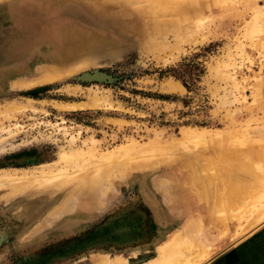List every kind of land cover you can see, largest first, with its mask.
I'll list each match as a JSON object with an SVG mask.
<instances>
[{"label":"rangeland","instance_id":"obj_1","mask_svg":"<svg viewBox=\"0 0 264 264\" xmlns=\"http://www.w3.org/2000/svg\"><path fill=\"white\" fill-rule=\"evenodd\" d=\"M35 2L47 25L116 42L37 39L0 64V264H264V220L234 230L264 205V0ZM21 3L0 0V33ZM253 175L222 241L206 192Z\"/></svg>","mask_w":264,"mask_h":264},{"label":"bare ground","instance_id":"obj_2","mask_svg":"<svg viewBox=\"0 0 264 264\" xmlns=\"http://www.w3.org/2000/svg\"><path fill=\"white\" fill-rule=\"evenodd\" d=\"M35 1H40L41 5L44 8H48V7L50 8L51 6H55L59 10V15L62 11L69 10L68 8L65 7V6H67V4H65L67 2L63 3V0H23V3H21V4L12 5L11 8H13L14 10L10 11L11 12L10 27L8 29H6L5 31H2L0 33V34H2V35H0V64L2 62H4L5 60H8L10 58H14L17 55H19V53L21 51H23L27 45H29L33 41H36L37 39H51L52 38L61 47L64 46L65 42H69V43L71 42L73 45H75V48L78 51H91V49H93V47H95V46L100 47L104 44H111L112 45L113 43L116 42L115 34H112V33L110 34V36H107L106 34L98 35L97 33H89L86 35L85 38L80 39V38H76L79 34H75L70 28H67V25H65L64 29H61L62 27H60V26L54 27L53 25H47L45 21H46V19H47V21L53 19L51 16H46V18H44V16H42V13H36L37 15L31 14V9H33L34 5H36ZM45 11L46 10L44 9V13H45ZM75 35H76V37H75ZM77 39H79V41ZM78 42L81 43L82 45H80ZM74 52H77V51H74ZM119 154H121V151L119 152ZM118 155L115 157H118ZM112 156H114V155H112ZM80 157L81 156L78 154H71V155L67 154L66 155V153H65V155L62 156L61 160H62V163L69 164V162L74 163V160L79 161ZM84 157H85V155H84ZM84 157L82 155V158H84ZM104 157H106V156L104 155ZM98 159H100V158H98ZM108 159L109 158L107 157L106 160H108ZM110 159H115V158L113 157ZM80 160L82 161V159H80ZM78 161H75V162H78ZM108 162H110V160ZM102 163H104L103 159H102ZM97 164H99V163H97ZM105 164H107V163H105ZM95 169H98V167ZM91 171L93 172V170H91ZM91 171H90V173H91ZM100 171H101V169H100ZM41 172H44V171L42 170ZM90 173H88V174H90ZM8 174H6V175L4 174V176H7ZM0 175H2V173ZM8 176L11 178V175H8ZM89 176L91 177L92 175H89ZM2 177L0 176V180ZM22 177H24V176H21V179H23ZM90 177H89V185L98 184L97 182H99V181L95 182L94 184L91 183ZM10 178H8V179L11 180ZM96 178H98V177H96ZM96 178H94V179L96 180ZM252 178H253V180H256L259 178V176L253 175L250 178L251 180L249 182H246V185L250 186V188H248V190H245L247 187L246 188L243 187L241 191L238 192L237 190H235V191L233 190L232 193L227 195V194H225L226 190H224V188H226V186L228 188V185H224L225 182H222V183L218 182L217 187L214 188L215 191L212 192V189H211L210 191L206 192V197H204L205 198V206H206L205 211L206 212L204 213V211H203V214L205 217L202 216V221L204 223L203 226H206L207 230L213 229V233H215L214 236H216V237L219 236L222 241L229 239L230 236L232 235V234L230 235L225 230V229H232L229 226H225V225H229L230 223L228 222L224 225V223L221 221L222 217L225 220L227 217H230L231 211H234V210L240 209V208H244L243 202L247 199L254 197L257 193L256 187L253 185L254 182H252L253 181ZM16 181H20V180L18 179ZM38 182H40V180H38ZM92 182H94V180ZM204 183H206V182H204ZM204 183L202 182V184H204ZM216 183H214V184H216ZM200 184H201V182H200ZM194 186H195V184H194ZM204 186L208 187L209 184L208 185L204 184L203 187ZM181 188H183V187H181ZM172 189H173V186H172V188H170L171 196L173 198L174 196L172 194H174L175 192ZM228 190L229 189H227V191ZM179 191H181V190H179ZM183 191H184V189H183ZM177 199L178 198L174 197L173 199H170V201L175 202V201H178ZM153 207H154V210L157 213L159 218L165 217V219L166 218L169 219L170 214H171L170 208L165 207L156 201L154 202ZM201 208H202L201 210H203V207H201ZM257 219L259 220V223L263 222V220H264V205L254 207V208L252 207L249 213L244 214L242 216H238L236 222H239V224L236 225L234 230L237 231L239 229L241 230V228L243 229L244 226L242 227V224H244V223H242V221L247 220L246 224H245L246 228L244 229V231H247L250 229L251 226L254 225L253 222H257ZM247 222H249V223H247ZM247 224H250V225H248V227H247ZM234 235H236V234H234ZM197 256H198V253L193 255L192 257L196 258ZM206 257H207V255L199 257L200 258L199 260L203 261ZM195 258H193V259H195ZM193 259L190 258V260L187 261V264H192ZM230 260H233V259H230ZM158 263L159 262H155L153 264H158ZM247 263L248 262H243V264H247ZM99 264H118V263H117V261L110 262L108 259L107 260L102 259L101 263H99Z\"/></svg>","mask_w":264,"mask_h":264},{"label":"crops","instance_id":"obj_3","mask_svg":"<svg viewBox=\"0 0 264 264\" xmlns=\"http://www.w3.org/2000/svg\"><path fill=\"white\" fill-rule=\"evenodd\" d=\"M247 264H260V261H258V263H257V261L256 260H248V263Z\"/></svg>","mask_w":264,"mask_h":264}]
</instances>
